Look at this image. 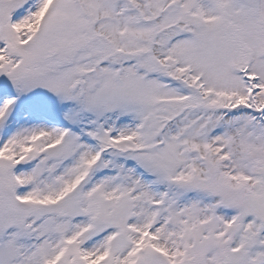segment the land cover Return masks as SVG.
Returning a JSON list of instances; mask_svg holds the SVG:
<instances>
[{
  "label": "snow or ice",
  "instance_id": "snow-or-ice-1",
  "mask_svg": "<svg viewBox=\"0 0 264 264\" xmlns=\"http://www.w3.org/2000/svg\"><path fill=\"white\" fill-rule=\"evenodd\" d=\"M0 264H264V0H0Z\"/></svg>",
  "mask_w": 264,
  "mask_h": 264
}]
</instances>
